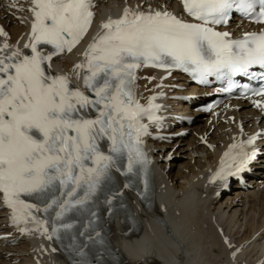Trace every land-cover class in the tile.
I'll use <instances>...</instances> for the list:
<instances>
[{"label": "snow or ice", "instance_id": "obj_1", "mask_svg": "<svg viewBox=\"0 0 264 264\" xmlns=\"http://www.w3.org/2000/svg\"><path fill=\"white\" fill-rule=\"evenodd\" d=\"M182 4L195 22L167 10L129 7L119 18L103 20L81 53L82 60L73 65L82 87L74 86L69 74L54 73L52 61L71 53L88 33L94 18L92 0H31L23 49L0 43V194L19 231L60 239L61 233L76 229L78 222L69 214L87 212L90 218L79 236L92 241L86 230L96 212L90 205L114 182V173L135 175L138 166L146 171L149 161L141 138L148 125L143 120H159L155 110L160 106L152 102L154 96L147 105L136 99V69L179 68L204 80L213 74L245 72L253 65L264 67V29L232 39L229 32L214 27L227 23L234 7L264 23V0ZM0 35L7 33L0 28ZM256 138L229 145L212 179L224 180L242 169L255 155V149L248 152L244 146ZM112 200L108 196L106 203L111 206ZM41 212L50 219H41ZM100 235L95 231L97 243H103ZM70 239L76 254L85 257L88 243L78 247L76 235ZM74 264L90 262L80 259Z\"/></svg>", "mask_w": 264, "mask_h": 264}, {"label": "bare ground", "instance_id": "obj_2", "mask_svg": "<svg viewBox=\"0 0 264 264\" xmlns=\"http://www.w3.org/2000/svg\"><path fill=\"white\" fill-rule=\"evenodd\" d=\"M126 1L142 8L152 5L178 9L176 0H101L98 8L105 7V15H108ZM26 14L27 10L21 5L0 10V19L12 43L24 42L22 33L26 29ZM240 28L237 23L230 27L238 32H241ZM74 62L69 55L56 61L55 67L78 81L72 69ZM143 73L154 74L150 70ZM175 77L165 83L186 85L183 77ZM139 85L143 90L148 83L141 81ZM183 109L192 112L189 105L183 106ZM231 114L235 116L234 121L228 120V116L224 122H218L219 118L212 122L203 117L196 118V124L188 129L184 138L172 144L154 142L150 147L159 169L158 207L151 215L142 216L144 226L140 237L115 240L128 263L226 264L228 255L235 251L233 262L264 264V148L257 161L262 171L257 172L260 175L257 180H249L254 187L248 191L236 188L218 195L219 188L211 189L206 182L209 167L218 159L221 149L237 135L234 132L236 121L240 119L246 131H254L258 125L256 112L247 104ZM200 134L208 135L213 149L204 145ZM261 142L264 144V139ZM172 149L173 154L168 161L167 156ZM4 214L1 210L0 230L7 232L1 226ZM217 227L229 237L227 245H223L217 237ZM35 253L36 247L32 242L22 238L14 247H0V264H32Z\"/></svg>", "mask_w": 264, "mask_h": 264}, {"label": "rangeland", "instance_id": "obj_3", "mask_svg": "<svg viewBox=\"0 0 264 264\" xmlns=\"http://www.w3.org/2000/svg\"><path fill=\"white\" fill-rule=\"evenodd\" d=\"M185 160V159H184Z\"/></svg>", "mask_w": 264, "mask_h": 264}]
</instances>
